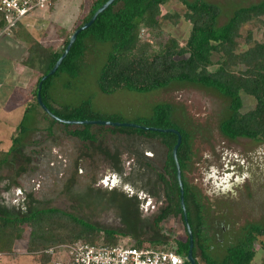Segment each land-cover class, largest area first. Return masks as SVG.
Instances as JSON below:
<instances>
[{"label":"rangeland","instance_id":"374dc122","mask_svg":"<svg viewBox=\"0 0 264 264\" xmlns=\"http://www.w3.org/2000/svg\"><path fill=\"white\" fill-rule=\"evenodd\" d=\"M92 1L57 0L51 9L40 11L34 18L26 20L27 31L49 50L59 51L64 41L82 25ZM205 1L220 7L217 23L222 25L235 8L246 7L261 0ZM160 10L159 28L152 34L142 30V42L149 41L154 49H158L159 45L172 38L183 46L191 27L183 18L184 5L179 0H170L161 5ZM175 16L178 18L173 22ZM260 20L264 21V16ZM249 32L251 40L246 41ZM19 33L18 30L17 33L15 31L0 37V67L5 66L1 72L4 77L0 79V158H4L7 151L17 149L15 160L0 167V212L5 208L7 214L17 216L23 203H29L32 197L40 202L36 208L61 209L80 216L98 228L126 233V236H116L119 243L131 244L136 237L148 235L150 228L151 234H156V237L164 236L167 246L175 247L176 241H184L185 228L172 207H169L160 221L153 224L158 210L172 205L162 197L155 174L146 168L145 172L142 168L132 172V167L137 165L135 156L141 158L142 153L146 159L149 158L150 164L159 169L164 161L161 145L156 143L152 146L140 138H116L113 141L101 139L99 148L87 143L85 147L79 142L65 139L51 143L46 141L49 134L45 131L49 120L39 109L27 113L24 121L27 131L21 133L19 123L24 112L34 104L33 91L40 73L22 66L29 43H23ZM255 42H264V25L259 21L247 23L239 30L236 52L245 51ZM107 47L87 42L79 77L72 79L66 74H60L54 78L52 104L59 108L90 101L95 112L116 114L128 121L150 115L151 107L157 103L172 104L177 110L175 117H178L179 122H187L184 119L190 121L185 126L190 134L189 159L186 160L187 166L183 172L185 180L202 205L207 222L211 226L218 224L222 229L225 226L221 233L214 230L212 235L215 237L211 239L212 256L221 255L225 248L234 243L243 225L264 224V143L244 138L226 142L215 130L209 139L205 128L216 125L224 105L220 98L203 89L174 84L143 95L125 91L112 95L101 94L96 88V80L109 50ZM218 59L216 54L212 56L214 64ZM4 61L6 65H2ZM242 98L243 111L253 108V99L246 96ZM119 143H123L122 146ZM146 152L152 155L148 156ZM76 159L80 161V171L72 186L73 190L83 188L92 178L96 182L94 187L105 188L102 181L107 177L111 183V178L115 176L118 181L116 188L121 195H113L108 199L109 202H102L99 195L86 189L79 197V204L64 190L61 191ZM140 160L145 161L144 158ZM118 166L124 172L122 178L112 171L113 167ZM229 169L233 172H227ZM224 172L231 175L223 179ZM241 178L242 183H236ZM221 182L231 183L232 191L237 195L233 197L232 192L226 195L207 194ZM7 185L9 190H5ZM125 185L133 190L131 195L124 190ZM158 192L159 195H151ZM147 202L150 203L148 211L143 208L148 205ZM29 231V223L25 222L21 226L20 238L15 240L14 228H7L9 236L5 240L0 239V254L5 253L0 257V264H51L50 259L41 263V252L27 251L25 242ZM100 236L101 232L95 237L96 240H100ZM251 247L255 254L251 264H264V237L252 240ZM197 260L199 264H205L200 257Z\"/></svg>","mask_w":264,"mask_h":264},{"label":"trees","instance_id":"16d2710c","mask_svg":"<svg viewBox=\"0 0 264 264\" xmlns=\"http://www.w3.org/2000/svg\"><path fill=\"white\" fill-rule=\"evenodd\" d=\"M106 1L93 0L82 25L88 22ZM168 1L170 0H114L96 16L89 27L76 36L55 73L42 81L40 89H38V85L42 77L48 75L66 48L69 38L64 41L61 50L52 51L46 48L43 43L34 40V37L27 31L26 20L18 22L14 29H10L9 33L12 34L15 31L17 33L19 30L21 37L18 36L23 40V43L25 41L29 43L26 56L21 64L40 73L33 91L34 104L33 106L30 105L24 112L19 123V129L21 133H25L27 129L24 126V121L27 113L39 109L49 120V126L45 131L49 134L46 141L51 143L65 139L79 142L82 146L87 143L92 147L98 146L99 148L102 140L140 138L150 142L152 146L156 143L161 145L164 150V161L159 169L150 164L149 158L146 159L142 153L141 158H144L145 161L135 156L137 165L132 167V172L141 168L143 172L146 171L145 168L150 169L156 176V183H159L161 187L162 197L172 204L158 210L157 216L153 218V224L160 221L169 207H172L175 213L180 216L185 228L179 200L176 169L172 158L176 135L172 132L156 131L176 130L181 136L176 157L181 171L184 207L192 234V257L195 263L199 264L197 258L200 257L205 264H251L255 255L251 249L252 240L257 237H264V224L243 225L234 243L225 248L221 255L214 257L215 255L212 256L211 254V239L215 237L212 233L214 230L221 233L225 226L222 229L218 224L211 226L207 222L202 205L185 180L183 172L187 166L186 160L189 159L190 150V134L185 126L190 121L184 119L187 122H179L178 117H175L177 110L172 104L157 103L151 107L150 115L128 121L116 114L104 115L95 112L90 101H85L77 106L63 105L60 106L61 108L59 107L60 109L56 108L51 101L54 100L51 92L54 78L60 74H66L72 79L78 78L87 42L91 41L96 44L107 45L109 49L96 80V88L101 94L112 95L116 92L125 91L143 95L169 88L174 84L203 89L220 98L224 105L216 125L205 128V133L209 139L212 138L215 130L226 142H234L238 138H244L264 143V42H255L245 51L236 52L239 30L245 24L259 21L264 25V21L260 20V17L264 16V0L251 3L246 7L235 8L231 16L222 25L217 23L221 13L218 5L205 0H179L185 8L183 18L191 26L188 38L183 46L179 45L175 39L170 38L159 45L158 49H154L149 41L142 42L140 35L142 30L147 34H152L154 30L159 28L160 6ZM177 18L175 16L173 22H176ZM4 27L5 22L0 16V30ZM250 40L251 34L249 32L246 41ZM215 54L219 59L214 64L212 56ZM6 63V61L2 62V65H6ZM240 66L242 67L239 68ZM4 67H0V79L4 77L1 74ZM38 90L41 101L49 113L45 112L36 100ZM242 96L254 100L253 108L242 110L244 105ZM50 114L63 121L99 120L120 124L129 123L138 127L94 124L71 125L53 119ZM142 128H146V130ZM150 128L155 130H150ZM119 144L122 146L123 143ZM16 154V148L7 151L4 158H0V167L15 160ZM79 166L80 161L74 160L72 171L69 172L70 174L61 189L76 199L79 204L81 202L79 197L86 189L99 195L102 202H107L113 195H121L116 187L112 189L94 187L95 178H92L89 184L84 185L83 188L73 190L72 186L78 171H80ZM112 171L118 174L120 178L124 177V172L119 166L118 168L113 167ZM6 189L9 190L8 185L5 186ZM151 195H159V192L151 193ZM157 197L159 198V196ZM39 203L30 197V202L23 203L22 209L17 211V216L7 214L4 208L3 214L0 212V239L5 240L9 236L7 228L13 227L14 239L17 240L21 236V226L28 222L30 231L26 234L27 251L31 253L41 252V263L51 260V257L45 252L47 249L72 244L80 239V241L92 245L116 244L120 241L116 240V236L127 235L114 229L98 228L80 216L61 209L36 208V204ZM148 225L150 227V223ZM99 232L102 233V236H100V240H96L95 237ZM151 232L148 235L136 237L131 244L133 246L149 245L152 247L167 244L163 235L156 237V234H151ZM209 232L211 235H208ZM185 233L186 239L184 241H176L175 252L183 258L182 264H190L186 259L189 249L186 229ZM4 254V252L1 253L0 257Z\"/></svg>","mask_w":264,"mask_h":264},{"label":"built area","instance_id":"2783aa9c","mask_svg":"<svg viewBox=\"0 0 264 264\" xmlns=\"http://www.w3.org/2000/svg\"><path fill=\"white\" fill-rule=\"evenodd\" d=\"M57 0H0V16L5 22L0 37L9 34L18 22L30 19L40 11L49 9ZM155 206V205H154ZM146 211L149 207H145ZM132 244H96L84 241L61 245L46 252L51 264H182L174 246ZM173 247V248H172Z\"/></svg>","mask_w":264,"mask_h":264},{"label":"water","instance_id":"95a60500","mask_svg":"<svg viewBox=\"0 0 264 264\" xmlns=\"http://www.w3.org/2000/svg\"><path fill=\"white\" fill-rule=\"evenodd\" d=\"M114 0H107L94 14L93 16L90 18V20L88 22H86L85 24H83L82 26H80L79 28H77L75 30V32L71 35V37L69 38V41H68V44L66 46V48L64 49V51L62 52L61 56L58 58V60L56 61V63L54 64V66L52 67V69L50 70V72L48 73V75L46 76H43L42 77V80L41 82L39 83L38 85V89L41 88V83L44 79H46L47 76H50V75H53L55 73V71L57 70L58 66L60 65L61 61L63 60V58L66 56V54L68 53L71 45L73 44V42L75 41L76 39V36L83 30H85L87 27H89L92 22L95 20L96 16L102 12L103 10H105ZM39 90L37 92V96H36V100L38 102V104L40 105V107L47 113L48 110L45 108V106L43 105L42 101H41V98H40V94H39ZM50 116H52L53 119L55 120H58L60 121L61 123H66V124H71V125H74V124H94V125H110V126H119V125H122V126H128V127H138L137 125H134V124H129V123H112V122H108V121H82V122H76V121H63V120H59L58 118L54 117L53 115L50 114ZM144 130H146V128H142ZM150 130H155V129H152L150 128ZM156 131H161V132H172L176 135V143L172 149V158L174 160V164H175V169H176V180H177V183H178V187H179V200H180V206H181V209H182V214H183V220H184V224H185V229H186V232H187V235H188V238H189V249H188V253H187V261L190 263V264H196L195 263V260L193 259L192 257V246H193V242H192V234H191V231H190V228L188 226V223H187V219H186V212H185V207H184V200H183V187H182V181H181V171H180V167H179V164H178V160H177V157H176V152H177V149L181 143V136L180 134L176 131V130H173V129H170V130H156Z\"/></svg>","mask_w":264,"mask_h":264},{"label":"clouds","instance_id":"9594fccd","mask_svg":"<svg viewBox=\"0 0 264 264\" xmlns=\"http://www.w3.org/2000/svg\"><path fill=\"white\" fill-rule=\"evenodd\" d=\"M145 154L148 155V156L152 155L151 152H146ZM246 176H247V173H245V177ZM242 181H243V178H241L240 180H237L236 183H242ZM102 183L106 187L112 188V187H116L117 186L118 181L115 178V176H113L111 178V183H109V179L107 177L102 181ZM124 190L126 192H128L129 195H131L132 192H133L131 187L128 186V185H125ZM228 192H232V196L233 197H235L237 195L234 191H232V184L231 183L221 182L220 184L215 185L214 188L211 191H209L207 194L208 195H213V194H216V195L225 194L226 195Z\"/></svg>","mask_w":264,"mask_h":264},{"label":"flooded vegetation","instance_id":"af4514ba","mask_svg":"<svg viewBox=\"0 0 264 264\" xmlns=\"http://www.w3.org/2000/svg\"><path fill=\"white\" fill-rule=\"evenodd\" d=\"M230 171V173H232L233 172V170L232 169H229L227 172H229ZM227 175H231V174H228V173H226V172H224V176L222 177L223 179H224V177H226ZM226 179V178H225ZM144 200H145V198H144ZM144 200H143V204H144ZM148 203V202H147ZM150 205V203H148V205L147 206H149ZM146 206V207H147ZM154 206V205H153ZM108 208V207H107ZM144 209H145V207H143Z\"/></svg>","mask_w":264,"mask_h":264},{"label":"crops","instance_id":"0c3cea01","mask_svg":"<svg viewBox=\"0 0 264 264\" xmlns=\"http://www.w3.org/2000/svg\"><path fill=\"white\" fill-rule=\"evenodd\" d=\"M5 93V92H4Z\"/></svg>","mask_w":264,"mask_h":264}]
</instances>
